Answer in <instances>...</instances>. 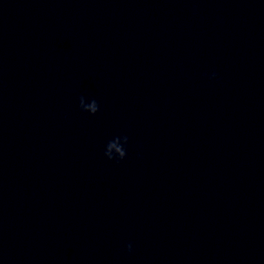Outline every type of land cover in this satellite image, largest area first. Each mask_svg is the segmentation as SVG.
<instances>
[{
	"label": "clouds",
	"instance_id": "1",
	"mask_svg": "<svg viewBox=\"0 0 264 264\" xmlns=\"http://www.w3.org/2000/svg\"><path fill=\"white\" fill-rule=\"evenodd\" d=\"M215 73H213L212 77L211 78H215ZM83 99L84 97L81 96L80 97V108L81 110L85 111L84 108H83ZM99 111V105L97 103V101L95 99H93L92 101V104L89 106V109H88V112L90 114H93L95 115L97 112ZM122 140H123V146L122 147H116L115 144H109L108 145V149L109 150H105V156L109 159V160H112V159H118V160H123L126 156V149L124 147V145H126L128 143V137L127 136H123V137H120ZM115 147L116 148V152L118 153V155H113L110 151L111 148ZM128 250L131 251L132 250V245L129 244L128 246Z\"/></svg>",
	"mask_w": 264,
	"mask_h": 264
}]
</instances>
